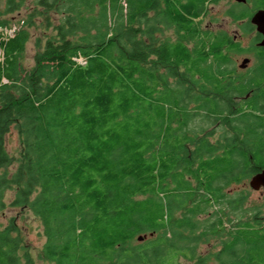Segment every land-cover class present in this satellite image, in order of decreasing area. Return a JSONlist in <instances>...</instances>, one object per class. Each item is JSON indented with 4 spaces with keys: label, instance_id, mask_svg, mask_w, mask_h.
Returning a JSON list of instances; mask_svg holds the SVG:
<instances>
[{
    "label": "trees",
    "instance_id": "obj_1",
    "mask_svg": "<svg viewBox=\"0 0 264 264\" xmlns=\"http://www.w3.org/2000/svg\"><path fill=\"white\" fill-rule=\"evenodd\" d=\"M7 2L0 211L37 217L53 264H172L171 249L189 247L178 244L190 243L218 190L214 180L228 186L264 167V105L252 98L233 108L232 92L246 89L223 83L213 66L244 50L221 31L198 29L217 0H33L12 35L2 15L23 1ZM35 18L44 39L26 68ZM168 30L175 38L159 37ZM198 115L222 124L215 143L190 127ZM12 129L16 158L6 149ZM17 233L14 217L0 227V264H31Z\"/></svg>",
    "mask_w": 264,
    "mask_h": 264
},
{
    "label": "flooded vegetation",
    "instance_id": "obj_2",
    "mask_svg": "<svg viewBox=\"0 0 264 264\" xmlns=\"http://www.w3.org/2000/svg\"><path fill=\"white\" fill-rule=\"evenodd\" d=\"M229 1L234 4V10L232 11L231 8L227 11L228 20L239 24L240 32L231 36L225 31L223 33L244 50L242 52L232 51V53L247 55L242 59L247 58L248 61L241 63L242 60L238 62L236 59L234 66L228 63L214 67L220 68L221 74L218 73V79L223 83L228 82L231 87L237 86L246 89L244 94L232 92L233 103H237L233 108L239 106L240 103H245L246 105L243 106L247 107L252 98L256 99L261 107L264 105V46H260L259 43L263 35L257 31L251 19L256 12L264 10V0ZM235 5H239L240 8ZM249 33H252V36L248 38ZM243 38H247V41H243ZM216 97L221 99V95H216ZM214 130L215 128L206 131L207 133L212 132L206 137L211 143H215L222 133V130L218 133H215ZM262 168L264 167L256 172ZM214 181L217 182L214 187H217L218 190H213V193L209 192L208 194L209 203L214 206V213L206 210V213L203 212L202 219L198 218L201 214L196 216L195 220L198 223L195 228L190 229L188 234L192 246L191 249L186 250L187 254L185 255L188 260H191L193 264H264V219L260 222L258 212H255L252 221L243 224L239 217L238 201H235L230 208L222 207L223 200H225L221 186L222 177L219 176ZM231 183H236V181ZM256 191L264 196L263 187ZM178 211L180 210L175 212ZM227 213H229L228 216ZM200 245L204 247L202 252L198 249ZM180 254L182 253L178 255Z\"/></svg>",
    "mask_w": 264,
    "mask_h": 264
},
{
    "label": "rangeland",
    "instance_id": "obj_3",
    "mask_svg": "<svg viewBox=\"0 0 264 264\" xmlns=\"http://www.w3.org/2000/svg\"><path fill=\"white\" fill-rule=\"evenodd\" d=\"M18 0H13L16 2ZM23 4L18 10H14L9 13H3V17L8 21H11V24H16L18 26L22 25L21 19H24L27 14H30L32 11V7L34 5L33 0H22ZM234 1V0H233ZM206 11L201 17V21L199 23L198 29L199 31L208 30L209 32L216 33V32H227L230 36L232 34H238L240 32V25L234 23L233 21L228 20V10H234V4L229 0H219L217 2H209L206 4ZM10 4L7 0H0V10H4ZM235 7L240 8L239 5H235ZM243 8V7H241ZM35 25L32 28H29V40L26 44L25 51L22 55V63L26 68H29L33 65V56L36 51L39 50L40 45L39 40L44 39L43 35V26H39V18H35ZM11 29L5 32V34L11 33ZM4 32V31H3ZM45 33V32H44ZM48 33V32H47ZM252 36V33L248 34V38ZM160 38L168 37V38H175L174 33L172 30H168L165 32H161L159 35ZM39 39V40H38ZM243 41H247V38H243ZM38 41V42H37ZM37 43V44H36ZM230 63L231 66H234L237 61L240 62L243 56L247 55H239L236 53H230ZM213 66H215L213 64ZM253 100V99H252ZM190 127L193 128L195 131H208L210 129H214L215 133H218L222 130L223 126L220 123H215V121L204 119L203 117L198 115L191 120ZM204 128V129H201ZM191 129V128H190ZM18 148H19V140L17 137V130L12 129L9 135L6 138V149L9 154L14 158L18 156ZM15 168V163H13L9 167V171H13ZM252 175L248 177H243L239 182L230 183L228 186L223 187L224 197L225 200L222 207L230 208L234 204L235 201H238V212L240 221L250 222L254 217V213L258 212V219L260 222L264 219V196H261L259 192L253 190L249 187L248 181ZM14 191L10 190L5 195L6 204H8L9 200L13 196ZM217 205V204H216ZM221 206V205H220ZM218 207V206H217ZM206 210L214 213V206L212 203H209L205 207V211H202L198 216V218L202 219L204 217V213ZM204 212V213H203ZM180 214V211L177 213L174 212L172 220L174 217H177ZM229 213H227L228 216ZM14 217V221L16 222L18 228V236L21 241V245L23 246V250L20 253L26 252L30 259L31 264H53L49 259L45 257L43 254V243L44 237L42 234V228L40 225V221L37 217H35L29 210L25 209H13L9 206H6L3 211H0V227L4 226L8 223L9 218ZM199 223L200 220H199ZM187 234V232H186ZM189 234V233H188ZM180 246H189L186 249L177 250L171 249L173 253L172 256V264H193L191 260L189 261L187 256L186 250L191 249L190 243L185 241L179 242ZM198 249L202 252L204 247L200 245ZM179 253H182L178 255ZM178 257L175 258V256Z\"/></svg>",
    "mask_w": 264,
    "mask_h": 264
},
{
    "label": "water",
    "instance_id": "obj_4",
    "mask_svg": "<svg viewBox=\"0 0 264 264\" xmlns=\"http://www.w3.org/2000/svg\"><path fill=\"white\" fill-rule=\"evenodd\" d=\"M251 22L256 26L257 31L263 35L259 45L264 46V10H259L256 12L252 17ZM247 61L248 59L244 58L242 59L241 63H245ZM248 185L253 190H258L260 187L264 188V168H262L259 172L254 173L250 177ZM143 238H145V235L138 236L137 240L141 241Z\"/></svg>",
    "mask_w": 264,
    "mask_h": 264
},
{
    "label": "built area",
    "instance_id": "obj_5",
    "mask_svg": "<svg viewBox=\"0 0 264 264\" xmlns=\"http://www.w3.org/2000/svg\"><path fill=\"white\" fill-rule=\"evenodd\" d=\"M19 26L18 25H16V24H11V27L10 28H8V29H11V33H6V35H12L13 33H14V31L18 28ZM8 29H3V31H4V33L6 32V31H8ZM77 60H78V62H80L81 64H83L85 61L81 58V57H78L77 58Z\"/></svg>",
    "mask_w": 264,
    "mask_h": 264
}]
</instances>
